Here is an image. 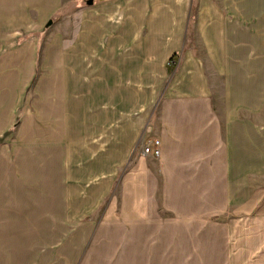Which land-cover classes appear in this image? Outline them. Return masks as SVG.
<instances>
[{"label": "crops", "instance_id": "1", "mask_svg": "<svg viewBox=\"0 0 264 264\" xmlns=\"http://www.w3.org/2000/svg\"><path fill=\"white\" fill-rule=\"evenodd\" d=\"M85 1L0 0V140L40 78L58 123L17 161L0 154V169L37 178L30 195L0 190V264H90L83 245L100 224L84 215L118 174L107 221L124 224V264H264V0ZM84 54L103 62L93 93L109 101L108 149L90 169L97 113L68 99ZM154 138L161 155L142 154Z\"/></svg>", "mask_w": 264, "mask_h": 264}, {"label": "rangeland", "instance_id": "2", "mask_svg": "<svg viewBox=\"0 0 264 264\" xmlns=\"http://www.w3.org/2000/svg\"><path fill=\"white\" fill-rule=\"evenodd\" d=\"M67 1L70 6V3L75 0ZM79 1L81 4H85L86 2L85 0ZM70 9L71 8H69V10ZM67 19L69 27L67 30V36L69 39H72L76 35V14L74 13V10L70 11ZM76 63L78 65L76 75V78H78V84L76 87L70 89L68 99L71 103L81 101V105L85 108V111L90 110L91 106V111H96L97 113L95 120L90 119L89 124L92 122V125L89 126V130L86 132L84 131L82 143L84 151V168H97V162L101 160L103 149H108L106 138L102 135L107 134L108 111L106 108L109 101L106 95L102 96V92L95 93L94 91L93 93L92 80L93 76L96 75L97 70L103 65V62L89 54H84L83 59L81 61H76ZM70 65L74 66L75 63H67L68 67ZM109 68H111V64L107 63V69ZM116 68L118 69L119 67ZM43 80L44 79L42 78L38 79L36 83H32L28 89L29 93L26 98L30 103L27 104V109H24L23 111L27 114V117L25 116L26 120L20 116L19 121L11 126L5 137L0 140V154L3 150L13 151L15 161H17L25 151L37 149L36 146L34 147L35 142L33 141L35 136L49 134L51 132L58 134V132L55 131L58 129L57 120L55 118H51L52 121L46 120L49 118V112L47 109H44L45 107L43 106L44 94L39 93L36 90V86L38 85L41 87L45 86ZM165 82L166 79H164L162 86ZM136 85L139 86V83ZM38 97L41 99V106L39 107L34 104V102H37ZM54 97L53 94L51 101L54 100ZM63 99L67 100V97L64 96ZM154 104L155 102H153V105ZM24 127L26 131H24ZM32 174H34L33 169H0V190H3L5 187L9 190L12 187L14 193L13 197H17L21 195V193L26 196L28 192H21L19 189L20 185H22L26 188H30V195L34 193L32 186L33 182H36L37 180L36 177H32ZM118 177L119 174L116 175V180L114 183H111L109 189L101 194L99 193L97 198H95V200L98 201V204L84 215L85 221L97 217V222L95 221L94 223L95 225L100 224L99 231L96 235L94 237H87L84 241L83 252H85V254L83 261L89 262L90 264H98L101 262L107 264V262L113 260V257H115L116 264H124V224L123 222L116 223L115 221H107V219H114L120 212L121 191L119 188ZM22 181L28 183L23 184L21 183ZM87 187L88 186L84 189V196L88 197L89 195L90 197L93 190H90V187ZM3 192L5 193L4 190ZM110 214L114 217H111ZM1 237L2 236H0V239ZM53 240V243H51L52 246L57 245L56 242H59L61 239L57 237L53 238ZM180 264L184 263L182 262Z\"/></svg>", "mask_w": 264, "mask_h": 264}, {"label": "built area", "instance_id": "3", "mask_svg": "<svg viewBox=\"0 0 264 264\" xmlns=\"http://www.w3.org/2000/svg\"><path fill=\"white\" fill-rule=\"evenodd\" d=\"M162 153V143L160 139L154 138L146 141L142 146V154L159 157Z\"/></svg>", "mask_w": 264, "mask_h": 264}, {"label": "water", "instance_id": "4", "mask_svg": "<svg viewBox=\"0 0 264 264\" xmlns=\"http://www.w3.org/2000/svg\"><path fill=\"white\" fill-rule=\"evenodd\" d=\"M90 3H92V0L89 1ZM52 23V21H50V24Z\"/></svg>", "mask_w": 264, "mask_h": 264}]
</instances>
